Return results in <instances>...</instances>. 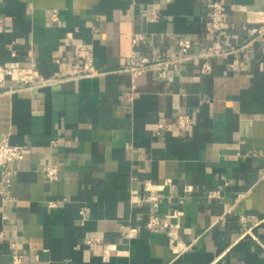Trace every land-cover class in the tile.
<instances>
[{"label":"crops","instance_id":"obj_1","mask_svg":"<svg viewBox=\"0 0 264 264\" xmlns=\"http://www.w3.org/2000/svg\"><path fill=\"white\" fill-rule=\"evenodd\" d=\"M248 9L264 11V0H0V62L13 46L48 76L87 44L101 70L0 89V134L25 147L13 198L0 195V264L14 246L22 264H264V37L240 47L255 25ZM182 37L233 51L206 74L201 60L165 79L123 69L134 53L178 51ZM186 113L193 123L176 127ZM51 164L56 180L44 173ZM174 211L190 246L180 255L165 231L145 227L151 213Z\"/></svg>","mask_w":264,"mask_h":264},{"label":"built area","instance_id":"obj_2","mask_svg":"<svg viewBox=\"0 0 264 264\" xmlns=\"http://www.w3.org/2000/svg\"><path fill=\"white\" fill-rule=\"evenodd\" d=\"M57 15L55 10L53 16ZM248 19L254 23L251 29L250 38L242 43L240 47H244L252 43L258 38L264 37V11L247 10ZM226 20L225 7L222 2H213L210 9V23L212 29L220 34L222 32ZM67 36L72 37V33ZM144 39V33L137 32L133 35V41L136 43ZM237 48V47H236ZM11 58L0 62V89L8 88L9 92L16 90L17 87H38L44 85H53L66 79H77L84 76L98 75L101 70L94 64V54L91 45H77L78 60L69 64L61 65L51 75L41 73L38 63L32 62L29 65H22L16 59L17 50L11 46ZM233 51V47L224 45L209 46L207 48L195 49L193 42L188 37H182L179 40V50L171 53H156L150 56H137L135 53L124 63L123 69L129 71L133 77L145 73L148 69L153 68L160 78H167L169 74L179 69L180 66L193 61L201 60V73L206 74L211 71L210 59L215 56L227 55ZM238 63V61H236ZM10 83H7V81ZM193 123L190 114H181L175 121L176 127L182 129ZM166 124L161 123L159 128H165ZM58 139H52L50 143L57 145ZM25 156V147L13 144L8 133L0 134V195L4 201H10L13 197L11 194L15 169L12 164L16 160L23 159ZM44 173L50 180H56L59 176V167L56 164L46 165ZM154 205L157 201L154 199ZM181 212L174 211L169 214L160 215L159 213H151L145 222V227L151 231H165L168 242L172 250L177 255L182 254L189 249V245L180 240L177 222ZM98 240L97 238L89 239V242ZM22 256L17 253L16 246L11 254V264H22Z\"/></svg>","mask_w":264,"mask_h":264}]
</instances>
